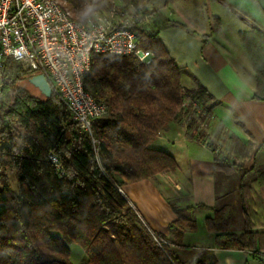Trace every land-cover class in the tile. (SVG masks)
I'll list each match as a JSON object with an SVG mask.
<instances>
[{"label": "trees", "instance_id": "16d2710c", "mask_svg": "<svg viewBox=\"0 0 264 264\" xmlns=\"http://www.w3.org/2000/svg\"><path fill=\"white\" fill-rule=\"evenodd\" d=\"M61 1L80 14L74 16L78 22L112 4V0ZM137 31L138 47L153 53L150 64L133 55L92 57L84 86L108 105V113L92 120L91 134L80 130L55 94L45 97L32 84L37 93L20 85L35 72L11 58L5 60L0 106V264H73L68 245L72 242L86 252L84 264H215L183 263L171 250V242L182 244L183 234L196 226L186 214L193 206L180 209L173 204L177 218L169 231L174 239H165L168 244L160 246L119 189L175 170L176 159L150 144L171 121L193 112L192 104L184 107L189 97L207 112L213 106L212 96L201 84L190 90L183 87L181 69L157 32ZM240 36L256 75L254 97L264 100V32L254 29ZM50 153L60 158V169ZM215 166L231 171L228 163L217 160ZM7 169L14 172L16 187L3 173ZM225 212L226 208L216 209L207 218L218 245L254 248L256 233L248 216L246 231L239 235L229 231Z\"/></svg>", "mask_w": 264, "mask_h": 264}, {"label": "crops", "instance_id": "0c3cea01", "mask_svg": "<svg viewBox=\"0 0 264 264\" xmlns=\"http://www.w3.org/2000/svg\"><path fill=\"white\" fill-rule=\"evenodd\" d=\"M171 5L168 17L155 20L156 32L181 69L183 87L201 84L213 106L205 131L198 119L187 128L174 120L150 144L176 159L175 170L122 191L145 213L150 230L169 241L174 239L169 224L177 218L173 204L194 207L186 214L196 226L183 234L182 244L170 243L179 261L264 264V100L254 97L256 75L240 36L264 32V0H175ZM217 160L231 171L217 169ZM220 208H226L232 233L246 231L248 216L256 233L254 248L218 245L207 218ZM233 212L239 216L236 229Z\"/></svg>", "mask_w": 264, "mask_h": 264}, {"label": "built area", "instance_id": "2783aa9c", "mask_svg": "<svg viewBox=\"0 0 264 264\" xmlns=\"http://www.w3.org/2000/svg\"><path fill=\"white\" fill-rule=\"evenodd\" d=\"M114 2V1H113ZM61 0H0V106L3 94L2 68L11 58L36 74H43L52 93L67 106L80 130L92 133V120L108 113V105L86 90L84 78L91 70L94 54L133 55L151 63L153 53L138 47L134 25L143 21L140 13H119L113 8L103 15L95 13L84 22L74 18V9ZM121 14V15H120ZM193 112L182 117L188 126L197 115L209 116L202 105L189 97L184 103ZM58 169L60 158L49 155ZM160 245L168 244L153 233Z\"/></svg>", "mask_w": 264, "mask_h": 264}, {"label": "rangeland", "instance_id": "374dc122", "mask_svg": "<svg viewBox=\"0 0 264 264\" xmlns=\"http://www.w3.org/2000/svg\"><path fill=\"white\" fill-rule=\"evenodd\" d=\"M173 1H175V0H112L111 6H108L103 10L102 9L96 10L95 12L89 14L88 17L95 15V13H97V12L101 13L103 15H107L108 13H110V11L113 8H115L119 13H121L123 11L131 12V14L140 13L143 17V21L137 22L134 25L135 29L137 30V28L138 29L143 28V29L151 30L152 32L153 31L156 32V29L154 27L155 20L156 19L162 20V19H165L166 17H168L170 15V12H172L171 2H173ZM65 5L68 6L69 4L66 2ZM74 12H75L74 16L80 15L77 11L74 10ZM24 69L27 70L26 68H24ZM30 84L31 83H29L27 80H22L20 82V85L28 88L33 93H37V90L35 88H33L32 85H30ZM10 94L13 95L14 92H10ZM197 116L200 117L197 120L200 123V130L205 131L206 130L205 120L207 117L204 115H201V114L197 115ZM182 120L183 119L180 118L181 123H182ZM188 126H185V127L187 128ZM21 130L24 131V128L22 127ZM203 137L204 136H202V139H203ZM3 173L8 176L10 184L13 187H16L14 172L11 169H7V170H4ZM123 188H124L125 192H127L126 191L127 188L125 187V185L122 188H119L120 191L123 192L122 191ZM164 195H165V193H164ZM132 206L137 211V213H138L140 219L142 220V222L144 223V225L150 230V227H149L147 221H145V213H143V211H138V209H136V207L134 205H132ZM139 210H141V209H139ZM230 218H231V223H232L233 229L238 228L239 227V216H238V214L233 212ZM150 232H151L152 236H153V233H155L156 235H158L159 239H166V238L160 236L158 233H156L152 230H150ZM53 234L59 235V236L61 235V233L58 231H53ZM68 245L71 249V261L73 264H84L85 262H87L88 256L79 244L72 242V243H69Z\"/></svg>", "mask_w": 264, "mask_h": 264}, {"label": "water", "instance_id": "95a60500", "mask_svg": "<svg viewBox=\"0 0 264 264\" xmlns=\"http://www.w3.org/2000/svg\"><path fill=\"white\" fill-rule=\"evenodd\" d=\"M29 82L36 87L45 97L52 96V88L43 74H35L30 79Z\"/></svg>", "mask_w": 264, "mask_h": 264}]
</instances>
